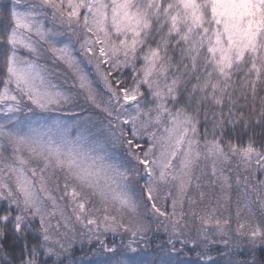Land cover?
Masks as SVG:
<instances>
[{
	"label": "snow or ice",
	"instance_id": "snow-or-ice-1",
	"mask_svg": "<svg viewBox=\"0 0 264 264\" xmlns=\"http://www.w3.org/2000/svg\"><path fill=\"white\" fill-rule=\"evenodd\" d=\"M2 14L0 264H74L77 236L110 253L109 264H132L128 253L146 239L151 218L172 253L188 244L205 252L212 244L229 253L247 247L252 259L235 264H258L264 0H10ZM41 47L67 66L73 87L106 123L85 118L72 136L60 120L38 116L35 109L55 111L74 100L38 62ZM86 66L107 101L98 99ZM209 111L211 133L201 132L200 114L207 121ZM256 127L259 140L249 131ZM189 217L200 225L195 238L186 234ZM108 233L120 234L121 244H110Z\"/></svg>",
	"mask_w": 264,
	"mask_h": 264
},
{
	"label": "rangeland",
	"instance_id": "rangeland-1",
	"mask_svg": "<svg viewBox=\"0 0 264 264\" xmlns=\"http://www.w3.org/2000/svg\"><path fill=\"white\" fill-rule=\"evenodd\" d=\"M50 15L51 13L49 12V17ZM46 26L51 25L46 24ZM61 30L66 31V29ZM75 48L77 53H79L78 44L75 45ZM40 52L41 55L38 62L49 70L51 73L49 78L54 84L59 85L62 90L71 92L74 96V100L71 104L59 106L58 110L55 111L41 113L39 109H35L34 111L38 114V116L46 120H60L71 129L72 136H75L78 131V128L76 127L77 124L82 125L85 118H89L90 122L95 123L97 127H99L100 123H106L103 119L105 114L101 111V109L95 108L93 105L85 101L84 95L78 90V85L77 87H73V84L75 83L74 76L67 66L60 61L54 60L52 53L48 51L46 47H41ZM21 55L27 56L29 54L26 51H22ZM82 55V53H79L78 58L82 57ZM86 71L91 74L93 86L96 88V91L101 94L98 99L102 98L103 101H107V91L103 88L102 82L96 76L92 66H86ZM124 75H128V70H125ZM23 115L24 113L21 114V117H23ZM3 119L4 117L0 115V121ZM91 130L95 132L96 128H92ZM112 150L117 154L123 152V149L119 146ZM10 154L11 148H8L5 155L10 156ZM146 179L147 176L144 175L143 178L139 180V185L142 186ZM60 183L62 187V178ZM205 190L207 191L208 189L205 188ZM237 191L238 190L234 186L232 193L233 200H235ZM60 194V192L56 193L57 196ZM206 204L207 200L201 203L200 207L203 208ZM141 211L142 213L149 212L150 216V211L148 209H142ZM232 211L234 213V207ZM223 215H227V213H223ZM188 220L189 223L186 234L195 238L197 235V229L200 227L199 222L195 221L191 217H189ZM75 226L78 232L85 231L81 225L77 224ZM232 227L235 228L234 215ZM121 239L122 237L120 234H116L115 236L112 233L107 234V240L110 244L115 242L119 245L121 244ZM168 239L169 237L163 231V228H157L156 219L151 218V230L147 233L146 239L139 240L136 245H133V247L136 248V251L128 253V255L132 258V264H235L237 261L235 257L229 253V251H226L228 249H226L222 244H212L209 246L211 250L206 252L202 247L193 249L192 244H188L186 247H183L182 251L177 255L172 253L170 247L167 245ZM126 241L127 238L125 237L124 243H126ZM93 244L95 247L91 248L90 245L92 244L88 243L86 237L77 236L72 243L70 252L73 250L75 253L79 254L80 257L83 256L80 259L82 261H88L84 264H109V262L113 259L112 255L101 249L98 244ZM175 247L180 249L182 246L181 244L176 243ZM232 252H240L242 256L246 255L247 259H252V256L249 255V249L247 247H241L240 249L233 250ZM255 253L260 256L261 261H264V249L257 248L253 255H255ZM194 256L197 258H194ZM209 257L211 259H209Z\"/></svg>",
	"mask_w": 264,
	"mask_h": 264
},
{
	"label": "trees",
	"instance_id": "trees-1",
	"mask_svg": "<svg viewBox=\"0 0 264 264\" xmlns=\"http://www.w3.org/2000/svg\"><path fill=\"white\" fill-rule=\"evenodd\" d=\"M9 3H10V0H0V33H2V31H3L4 25L7 24V20L3 18V14H2L3 6L5 4H9ZM0 46H2V45H0ZM0 73H2V68H0ZM225 111H227V109H225ZM199 119H200V125H199L200 131L203 132L204 128H208L209 129V133H211V127H212V114H211V111L208 112L207 121H205V119H204V113L203 112H201ZM240 128H241V126L237 125V131H239ZM249 131L250 132H255L256 136H257V140L260 139L261 129L259 127H256L254 129H250ZM93 245L94 244L90 245L91 248L95 247V245L94 246ZM8 247H9V251H13V242H12L11 234L9 235ZM226 251H228V250H226ZM86 252H87V250H86ZM19 253H20V243L17 241V242H15V245H14L13 254H14V256H19ZM70 253L71 254L69 256V259L70 260H74V264H84V263L88 262L87 260L86 261H82L80 258L83 257V256L80 257L79 254L75 253V251L72 250ZM231 254H232V256L235 257V259L237 261L238 260L247 259V256L246 255L242 256L240 252H231ZM254 257L257 260L258 264H259V262H261L260 256L255 253ZM194 258H197V257L194 256ZM49 264H51V260H49Z\"/></svg>",
	"mask_w": 264,
	"mask_h": 264
}]
</instances>
